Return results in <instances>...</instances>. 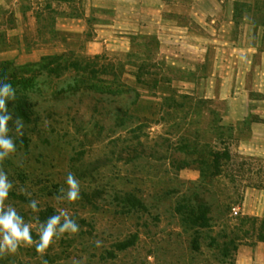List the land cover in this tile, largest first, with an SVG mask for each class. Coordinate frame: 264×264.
Returning <instances> with one entry per match:
<instances>
[{"label":"rangeland","instance_id":"374dc122","mask_svg":"<svg viewBox=\"0 0 264 264\" xmlns=\"http://www.w3.org/2000/svg\"><path fill=\"white\" fill-rule=\"evenodd\" d=\"M95 41H106L99 55ZM0 54L8 76L62 56L67 78L81 71L97 90L44 98L36 127L24 124L27 146L15 143L0 162L13 183L5 203L34 241L61 208L79 231L54 238L43 256L21 244L0 264H236L239 249L244 264H264V0H0ZM129 105L119 128L115 111ZM185 141L188 152H174ZM224 149L231 161L221 159L210 184L176 168L184 155ZM69 172L80 199L57 203ZM183 196L211 210L198 252L175 212ZM234 237L236 250L226 244Z\"/></svg>","mask_w":264,"mask_h":264},{"label":"trees","instance_id":"16d2710c","mask_svg":"<svg viewBox=\"0 0 264 264\" xmlns=\"http://www.w3.org/2000/svg\"><path fill=\"white\" fill-rule=\"evenodd\" d=\"M54 60H58L59 64L56 62L54 63ZM62 61V56L43 57L35 64H28L22 68H13L10 76L7 75L10 69L0 68V84L9 83L16 90V99L7 103L13 121L19 119L26 125L33 124L36 127L35 106L43 101L44 98L45 100L52 99L55 98L54 96H60L62 94L65 96H73L75 94L81 95L85 90L86 93L94 90L96 85L90 84L89 81L84 78L83 72L81 71H73L67 78L66 70L62 67ZM54 65H56V67H54ZM53 75H56V77H63L64 81L60 84L54 83V80H52ZM94 91L96 92L97 90ZM126 92L128 96L132 94V97L134 96V98H136V93L133 90L127 89L123 94ZM36 95H40L41 98H38ZM131 110L130 105L128 109H116L115 112L118 114L116 119L118 122H122L118 124L117 127L123 128L126 122L130 121L133 116ZM120 116H123V118L121 119ZM124 118H126L127 121H125ZM8 126L11 130H14L11 121ZM21 138L23 140H15V143L27 146L28 140L26 135H23ZM187 142L188 141H185L183 144H180L179 148L176 147L174 152H179V154L184 151L188 152L189 143ZM184 156L185 159L183 161L172 159L173 164L177 165V161L182 162L180 166H176L178 170L191 167L195 168L199 172V184H210L221 175L220 161L222 158H224L226 162L231 161V156L227 149H224L223 153L212 151L211 156L206 160L201 154H196L194 159H190L189 154ZM175 212L180 216L183 230L190 233L192 250L198 252L200 250L201 235L211 227L213 222L210 208L201 198H198V196H194L193 198L183 196L178 200ZM235 241L236 238L234 237L226 244L233 245L234 250H236ZM124 248H127V246H123V249ZM227 253L228 251L226 249V254Z\"/></svg>","mask_w":264,"mask_h":264},{"label":"clouds","instance_id":"9594fccd","mask_svg":"<svg viewBox=\"0 0 264 264\" xmlns=\"http://www.w3.org/2000/svg\"><path fill=\"white\" fill-rule=\"evenodd\" d=\"M15 99L16 90L13 86L9 83L0 84V162L16 151V144L9 135V132L12 131L8 126L10 121L13 123L14 132L23 136L24 122L19 119L13 121L12 114L7 107V103ZM65 185L66 188L61 187L59 193L54 197L57 203L62 201L71 203L80 199V183L73 173H67ZM12 189L13 183L9 181L6 172L0 168V255L15 253L21 244L24 246L34 244L36 252L43 256L54 238H59L66 232L76 233L79 231V225L71 218L68 210L61 208L58 214L52 215L39 225V239L34 241L31 226L25 222L13 206L5 203ZM20 191L29 197L32 195L25 188H21ZM38 204V200L30 199L26 207L33 212H39ZM97 243L99 244V242ZM44 264H47V261H44ZM74 264H78V262L74 261Z\"/></svg>","mask_w":264,"mask_h":264},{"label":"crops","instance_id":"0c3cea01","mask_svg":"<svg viewBox=\"0 0 264 264\" xmlns=\"http://www.w3.org/2000/svg\"><path fill=\"white\" fill-rule=\"evenodd\" d=\"M4 1V0H3ZM6 2H7V0H5ZM20 1H22V0H20ZM24 10H28V11H32V9L30 10V9H24ZM67 21H69V20H67ZM72 21V23H67V25L66 26H69V28H72L73 26H74V24H73V21L74 20H71ZM79 21V20H78ZM65 28V27H64ZM66 30V29H65ZM68 30H70V29H68ZM95 40H98V38L97 39H95ZM105 42L106 41H103V42H100V43H97L96 41L92 44V48H93V52H94V54H97V55H99V54H101L102 52H103V50H104V48H105ZM262 56L264 55V54H261ZM4 55H2V54H0V61H2V60H5L4 59V57H3ZM264 58V57H263ZM256 127L255 126H253L252 127V129L253 130H256L255 129ZM197 179L196 180H194V181H192L193 183L192 184H198L199 185V173H198V177H196ZM246 203H247V201L249 200L247 197H246ZM242 211L245 213V208H242ZM257 216V215H256ZM246 257H248V252H247V250H243V249H239L238 250V257H237V260H236V264H244L245 262H246Z\"/></svg>","mask_w":264,"mask_h":264}]
</instances>
